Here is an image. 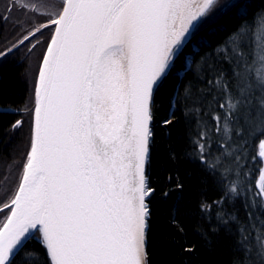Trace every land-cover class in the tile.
Here are the masks:
<instances>
[{
	"label": "snow or ice",
	"instance_id": "obj_1",
	"mask_svg": "<svg viewBox=\"0 0 264 264\" xmlns=\"http://www.w3.org/2000/svg\"><path fill=\"white\" fill-rule=\"evenodd\" d=\"M9 64L0 264H264V7L0 0Z\"/></svg>",
	"mask_w": 264,
	"mask_h": 264
},
{
	"label": "trees",
	"instance_id": "obj_2",
	"mask_svg": "<svg viewBox=\"0 0 264 264\" xmlns=\"http://www.w3.org/2000/svg\"><path fill=\"white\" fill-rule=\"evenodd\" d=\"M250 4L253 6L254 10H259L261 7H264V0H249ZM20 67L9 65L0 66V105L1 106H15L22 102L24 98L25 85L20 76ZM166 105V101H163ZM12 118L8 115L0 114V146L3 145L2 141L4 139L2 132L3 128L6 124H8ZM159 139V136H158ZM162 151V149H161ZM161 156L158 154L157 160H160ZM155 167V165H154ZM185 168L188 166L185 165ZM161 178V173L156 171L153 173L152 182L154 184L159 183V179ZM171 204V200L164 201L157 196L154 198V203L152 206L153 210V226L154 228H158L164 224H166V220L164 219L165 215L169 213V206ZM150 251H154L150 247ZM159 256V252H154V258Z\"/></svg>",
	"mask_w": 264,
	"mask_h": 264
},
{
	"label": "flooded vegetation",
	"instance_id": "obj_3",
	"mask_svg": "<svg viewBox=\"0 0 264 264\" xmlns=\"http://www.w3.org/2000/svg\"><path fill=\"white\" fill-rule=\"evenodd\" d=\"M20 69H21V68H20ZM20 71L22 72V69H21ZM23 83H24V82H23ZM25 99H26V89H25V91H24V98H23L22 102H21L20 104H18V105H15V106H21V105H23ZM9 107H14V106H10V105H7V106H1V105H0V114H4V115H8V116H10V117L12 118L11 121H13V120L19 118V117H17L16 115H14L12 112H8V111H3V110H2V109H5V108H9ZM4 150H5L4 145L0 146V152H3Z\"/></svg>",
	"mask_w": 264,
	"mask_h": 264
},
{
	"label": "rangeland",
	"instance_id": "obj_4",
	"mask_svg": "<svg viewBox=\"0 0 264 264\" xmlns=\"http://www.w3.org/2000/svg\"><path fill=\"white\" fill-rule=\"evenodd\" d=\"M258 178V177H257Z\"/></svg>",
	"mask_w": 264,
	"mask_h": 264
}]
</instances>
